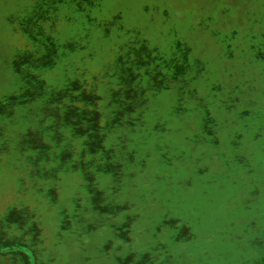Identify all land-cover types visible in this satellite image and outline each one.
Listing matches in <instances>:
<instances>
[{"label":"rangeland","instance_id":"374dc122","mask_svg":"<svg viewBox=\"0 0 264 264\" xmlns=\"http://www.w3.org/2000/svg\"><path fill=\"white\" fill-rule=\"evenodd\" d=\"M180 5L186 6L183 2ZM190 20L164 22L161 38L166 49L158 57L125 54L124 44L117 41L113 42V55L104 61L109 69L94 66L90 72L80 73L79 68L74 72L65 67L68 79L87 76L91 81L93 85L85 94L89 104L86 114H94L96 120L103 113L104 120L112 118L109 129L92 124L94 127L81 131L78 123L72 131L66 123L73 115L64 117L65 109L58 113L57 103L43 108L46 113L39 111L37 105L44 107L57 97H38V87L29 103L25 83L16 79L18 70L0 47V264H223L224 257L235 249L231 239L232 243H223L228 232L222 222L235 221L233 214L222 212L221 198L206 199L215 203L208 206L209 216L196 226L202 236L193 240L203 244L196 246L190 257L187 252L192 246L177 242L169 249L139 228L145 195L143 182L137 177L142 172L150 179L151 168L131 150L145 126L160 122L159 113L171 112L174 101L193 90L223 110L228 117L226 124L237 121L249 126L253 122L244 117L248 111L257 109L264 114V83L245 65L223 64L222 45L216 38L186 37L187 30L193 28ZM99 38L95 33L83 37L89 45ZM94 48L99 55V48ZM69 58L71 67L79 64L76 56ZM235 72H239L238 77ZM131 106L141 113V119L120 124L117 110ZM99 109L103 113H98ZM227 127L224 124L213 133L217 150L223 147L226 136H242L222 133ZM230 141L231 150L235 140ZM230 165L238 167V162ZM249 173L241 180L243 184L249 185L255 176L258 179L247 199L254 201L252 207L257 202L264 206V164L254 166ZM201 177L206 176L201 173ZM200 185L207 195L208 190ZM247 213L239 221L241 234ZM248 220L253 238L247 257H263L264 211ZM238 244L235 256L244 247ZM164 252L175 258L161 260ZM227 258L226 264L235 263L234 257ZM255 262L263 264L264 259Z\"/></svg>","mask_w":264,"mask_h":264},{"label":"clouds","instance_id":"9594fccd","mask_svg":"<svg viewBox=\"0 0 264 264\" xmlns=\"http://www.w3.org/2000/svg\"><path fill=\"white\" fill-rule=\"evenodd\" d=\"M24 5L25 0H0V46L14 29L23 26L54 31L53 21L75 24L74 35L79 38L93 27L95 19L105 26V42H122L125 54L158 57L165 50L161 26L177 14L176 0H38L29 8ZM73 9L82 14L75 22L70 16ZM116 115L122 125L141 119L132 106L119 108ZM244 117L253 122L254 131L235 142L231 150L226 137L217 150L213 133H218L228 117L206 97L188 90L174 101L171 112L159 113V123L153 121L139 133V143L131 151L151 168L150 179L142 172L137 177L145 195L140 222L157 243L175 248L180 231L198 219L204 201L222 191V176L229 171L239 175L264 164V114L253 109ZM230 157L238 160V167L229 164ZM206 167H218L221 176L202 179ZM201 180L202 188L210 190L207 195L197 183ZM253 203L246 200L248 207Z\"/></svg>","mask_w":264,"mask_h":264},{"label":"crops","instance_id":"0c3cea01","mask_svg":"<svg viewBox=\"0 0 264 264\" xmlns=\"http://www.w3.org/2000/svg\"><path fill=\"white\" fill-rule=\"evenodd\" d=\"M249 4H251L252 6L249 7L248 6ZM233 5H234V8H233ZM233 9H235V11H232ZM224 13L226 15H232L223 20L224 21L223 24H225V26L222 27V30L225 32L229 33V31L233 30L234 28V31L242 33L245 35V37H248L250 36V33L249 32L244 33L243 31L244 29H247L249 26H254L253 24H260L264 28V0H234V3L225 2V4L222 3V14ZM230 22H234V23L230 24ZM49 33L50 34H46L45 32L39 30L35 32L34 34H28L29 38L27 39V42L25 43L26 45L25 44L23 45L25 48H27L25 51L26 62L24 63L22 69L24 70V83L26 85V89H27L26 94L28 95L27 98H28L29 103L32 100L30 96L31 93H37V88L40 87L41 91L39 92L38 97L42 95L43 99H45L44 96L51 94L50 96L52 97L50 98L57 97V99L56 100L50 99L48 102L45 101V103L47 102L48 104L45 105L44 107H41V104L37 105V107H39V111L40 109L42 111L43 108L44 109L50 108V105L57 103L58 113H60L62 109H65L64 117L65 116L67 117L68 115L69 116L73 115L72 118H69V122L66 123L67 126L71 127V128L68 127L70 130L72 131L75 130L74 127L77 126L78 123L79 125L81 124V127H80L81 131H84L85 127H87L88 125H90L91 127H94L92 126V124H95V127H105L106 129L111 128L113 125L112 118H110L111 120L109 121H107V119L104 120L105 114L102 112V109L97 110L98 113H103V115L102 116L100 115V119L96 120L94 119L95 118L94 114H90V113L86 114L87 106H85L83 109L85 110V114L88 116V118L86 119V115L83 114V109H81L80 107H82L81 104H83L84 102H85V105L87 103L85 100H82L79 103L77 102L78 99H77L76 91L74 94L75 87H73V90H71L73 84L76 86L77 83L73 81L74 78L72 79L67 78L66 70H65V67H68L69 69H74V72H75V69L79 68L78 66H80L79 68L80 70L81 65H82L81 62L83 61V56L78 54V51L75 45L72 44L70 40L65 39L63 36L60 37V35L56 37L55 35L59 34L57 31L55 30L49 31ZM44 34L48 37L46 41L42 40V38L44 39V36H45ZM226 51L227 50L226 48H224V45L222 43V52H226ZM250 52H252V50L249 51V53ZM70 56L71 57L78 56L77 58L79 59V62H78L79 64L76 65L75 67H71L69 65ZM222 56L225 60V63L228 65H234L235 63L238 62L241 65H245L246 67H249L250 70H253V73L255 74L254 75L255 78L258 81H261L264 83V78L263 76H261V74L264 72V67L260 66V64H257V63L254 64L253 61L248 62L247 59H245V61H242L240 58H233L232 55H229L226 53L222 54ZM77 58H75V61ZM62 72L64 73V75L62 74ZM239 72L234 73L235 77L236 76L238 77ZM68 100L69 102H67ZM29 103H28L27 109L31 107L29 106ZM35 104H36V101H35ZM102 104L100 103V105ZM63 105H65V107ZM43 111L46 113V110H43ZM106 115L108 117L109 115L108 111L106 112ZM78 119H79V122H78ZM59 121L60 119L57 122L59 123ZM230 122L231 123L229 124V127L226 128V132L230 134L236 133V134L244 135V134H247L248 130L254 128L253 124L248 126V124H244V122L242 124H238L237 121L235 122L230 121ZM228 129H233V131H229ZM223 131L225 133V129H223ZM227 138L231 139V137H227ZM240 139L242 138H239V140ZM221 147L222 146H220V148ZM149 171H151V169ZM203 174L205 176H209V175L221 176V171L218 167H207L205 171L203 172ZM256 175H259V173L257 174L256 172ZM232 177L233 176H231L230 174L222 176L221 181H220L222 191L215 196V198L217 199L221 198L222 212L224 213V215L225 213L229 215L233 214L232 215L233 221H235L234 224L227 223L226 221L222 222L223 229L228 232L223 241L224 245L225 244L227 245L228 242L232 243L231 240L236 245V246L234 245L235 249H233L228 255H226V257H224L223 264L228 259L227 256L231 257V259L233 257L235 258L234 264H243V263L259 264V263H256L255 260L264 259V256L257 257V258L247 257L248 245H249L250 240L252 242V238H253V236L251 235V231L248 228V221H249L248 219L254 213L258 211L260 212L264 211V206H259L258 202L256 203V206L253 205V207L252 206L248 207L246 204L247 196H249L250 192L252 191V188L250 187L251 185H253L255 179H258V178L257 176H255L253 180L250 179L249 181L250 184L248 185V182L246 184H243V181L241 182L242 179L239 180L238 178H235L236 176H234V178ZM200 182L202 183V180L198 181L197 183L200 184ZM209 191L210 190H208V192ZM209 202H207V200L204 201V203L201 206L202 210L201 211L198 210L199 211L198 219L194 223L189 224L185 228V230L180 231L179 233L180 236L185 235L186 238L184 236H182L183 238L179 237L178 245L187 244L190 247L192 246L191 251L187 252L189 257L193 253L192 250L195 251L196 246H200L203 244V243L199 244L195 242L193 239L196 238L198 235L202 236L201 231H200L201 229L198 230L196 226L199 225V222H201V220L204 219L207 215L209 216V210L211 211V208L209 207H212V205H214L215 203V202L214 203H209ZM219 210H221V208ZM248 211H249V214L247 213L248 216L245 219L246 221L245 229L242 231V234H241L239 230V226H240L239 221L240 219H242L243 213L248 212ZM237 218H238V222H237ZM215 220L216 219L214 218L213 225L214 227H216V229H218L219 222ZM222 225H221V228H222ZM139 228L143 230L142 231L143 234L147 232L146 228H144L143 225L140 224ZM194 230L195 232H193ZM239 242L243 243L244 247L239 252V256H235L237 254L236 247L239 246L238 244ZM237 249L239 251V247ZM173 257L175 258V256H172V255L166 256V253L164 252V255H162L160 259L165 261L168 258H173Z\"/></svg>","mask_w":264,"mask_h":264},{"label":"flooded vegetation","instance_id":"af4514ba","mask_svg":"<svg viewBox=\"0 0 264 264\" xmlns=\"http://www.w3.org/2000/svg\"><path fill=\"white\" fill-rule=\"evenodd\" d=\"M220 1V2H219ZM219 1H213V0H205V3L203 6L198 2V0H176V8H177V14L174 17L169 18V21H173L175 24H178V21L186 20L188 18H191L190 23H193V28L191 30H187L186 37L190 36L193 37L192 39L195 40L196 38L199 39H207L212 40L216 38L221 45L223 43L224 48H226V52H222V54H229L232 55L233 58H240L242 61H245V59L248 60V62H252L254 64H260V66L264 67V30H261L263 27L260 24H253L254 26H249L247 29H244V33L249 32V29H254L253 31L249 32L250 36L245 37L244 34L239 33L233 30H230L229 33L222 30V27L225 26L223 24V20L227 17H230L232 15H226L225 13L222 14V3L225 4V2H231L234 3V0H219ZM38 0H25V8H29L35 3H37ZM183 2L186 4V6L180 5V3ZM234 8V5H233ZM82 14L78 10H71L70 16L71 20L73 22L76 21L78 17H80ZM101 20L104 18L101 17ZM114 22V18L110 20V23ZM53 23L56 24L55 31H57L59 34L55 35L58 37H64L65 39H68L71 41L72 44L75 45L78 54L83 56V61L81 62V71L90 72L91 69L94 66H100L104 70L109 69V66L105 64V59H109V56L113 55V43L109 44L105 42V40L100 39L103 38V32H104V25L100 23L98 20H93L92 26H89L87 31L84 33L83 36L77 37L74 35V33L78 30L76 25L71 22H65L60 23L58 21H53ZM234 22H230L232 24ZM163 26V25H162ZM161 26V31H162ZM232 26V25H230ZM232 29V28H231ZM43 31L46 34H50L49 31L46 28L43 27H36V26H23L21 28L14 29L12 34L7 38V43L3 45V52L6 53V55H9L11 57V66H13L16 70H18L16 79H21V81L24 82V70L23 65L26 62L25 60V51L27 48H25L23 45L27 42L28 34H34L37 31ZM191 31L193 33H191ZM95 33V37H100L99 39L92 40V45L85 44L83 37L85 38V35L93 36ZM45 35V34H44ZM43 35V36H44ZM48 37L45 35L44 39L42 40L46 41ZM223 40V41H222ZM64 43V42H63ZM59 44V43H58ZM26 45V44H25ZM45 45V44H44ZM1 47V46H0ZM53 47V46H52ZM93 47V48H92ZM94 47L99 48L100 52L99 55ZM219 50L222 51V46H220ZM1 49V48H0ZM105 49V51H104ZM166 49V48H165ZM49 50V49H48ZM249 53V51H251ZM2 52V50H0ZM78 57V56H77ZM106 57V58H105ZM79 60V59H78ZM150 62V61H149ZM225 62H223L224 64ZM80 68V66H78ZM264 78V72L261 74ZM75 78V82L77 83L76 86L73 84L71 90H73V87H75L74 94L76 91L78 103L82 100L86 101L83 104H81L83 109L85 106H89L88 99L85 97V94H87V89H90L93 84H91V81L88 79L87 76H84L82 80ZM74 82V83H75ZM81 82V83H80ZM94 88H96V85L94 84ZM78 89V90H77ZM70 90V91H71ZM264 96V93L263 95ZM264 113V112H263ZM83 114H85V110L83 109ZM225 126H229L225 124ZM81 127V124L79 125V128ZM83 127V126H82ZM91 127L88 125L86 128ZM251 127V126H250ZM249 127V128H250ZM81 129V128H80ZM84 129V130H85ZM225 133L222 130V133L224 134H230L226 132ZM229 131H233V129H228ZM254 131V128L248 130L247 134H244L240 137H244L245 135H248ZM222 133L219 132V134L222 135ZM240 137L231 138L234 139L235 142L239 140ZM238 162V160L229 158V164H232V162ZM250 170L247 172H241L239 175H233L236 176L235 178L243 179L247 177L250 173ZM249 173V174H247ZM144 260V259H143Z\"/></svg>","mask_w":264,"mask_h":264},{"label":"snow or ice","instance_id":"6c2138e0","mask_svg":"<svg viewBox=\"0 0 264 264\" xmlns=\"http://www.w3.org/2000/svg\"><path fill=\"white\" fill-rule=\"evenodd\" d=\"M198 2L203 6L205 0H198ZM249 7L252 6L251 4L248 5ZM232 11H235V9H233ZM254 29H249V32L253 31ZM261 30H264V28H262Z\"/></svg>","mask_w":264,"mask_h":264}]
</instances>
